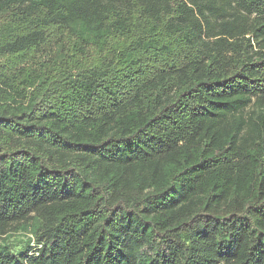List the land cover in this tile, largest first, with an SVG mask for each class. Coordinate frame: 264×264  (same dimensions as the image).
Listing matches in <instances>:
<instances>
[{"label":"trees","instance_id":"16d2710c","mask_svg":"<svg viewBox=\"0 0 264 264\" xmlns=\"http://www.w3.org/2000/svg\"><path fill=\"white\" fill-rule=\"evenodd\" d=\"M0 264H264V0H0Z\"/></svg>","mask_w":264,"mask_h":264}]
</instances>
